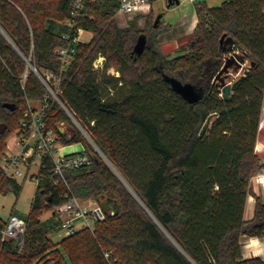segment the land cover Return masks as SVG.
I'll return each mask as SVG.
<instances>
[{
	"label": "trees",
	"instance_id": "16d2710c",
	"mask_svg": "<svg viewBox=\"0 0 264 264\" xmlns=\"http://www.w3.org/2000/svg\"><path fill=\"white\" fill-rule=\"evenodd\" d=\"M71 2L0 0L2 194L22 189L1 168L7 140L18 130L27 102L48 95L27 60L41 73L60 68L53 51L67 28L57 15L66 20ZM118 8L117 0L86 6L80 25L93 36L77 46L59 97L124 180L87 150L91 163L67 171L66 182L53 185L52 165L45 160L22 254L16 240H1L7 223L0 217L2 263L107 264L104 252L112 251L116 264H264L259 257L245 259L241 242L243 236H264V200L256 197L253 218H245L251 180L262 166L255 148L264 105V0L196 4L192 39L173 57L162 52L160 37L168 28L154 26L152 10L141 30L138 18L121 27ZM142 34L147 44L138 55L133 51ZM228 37L247 66L224 99L216 79L229 56ZM100 57L104 69L95 67ZM110 67L120 75H112ZM165 75L197 86L203 97L190 103ZM70 120L53 106L49 125L58 141L89 147L77 128L69 135L60 132L59 123ZM68 191L83 201L111 198L119 212L106 214L94 231L83 229L54 243L49 234L60 223L56 215L42 220L39 213L61 205Z\"/></svg>",
	"mask_w": 264,
	"mask_h": 264
},
{
	"label": "built area",
	"instance_id": "2783aa9c",
	"mask_svg": "<svg viewBox=\"0 0 264 264\" xmlns=\"http://www.w3.org/2000/svg\"><path fill=\"white\" fill-rule=\"evenodd\" d=\"M93 1L95 0H72L69 16L64 22L67 31L61 36L62 45L53 51L54 56L60 62L58 70H48L41 73L36 67H31L28 64L47 89L48 95L42 101L27 102V108L15 136L18 151H7L1 159L2 171L9 178L17 179L22 176L24 172L21 167L24 166L25 170L29 171L36 159L40 160V171L44 167V161L49 160L52 165L49 169L51 181L53 185H60L62 182H66L67 171L79 169L91 163L90 156L85 148L70 152L65 150L66 146L58 141V134L54 128L50 127L49 120L55 104H58L64 110L66 109L65 104L59 97L62 75L69 64L75 59L77 46L83 43L81 32L85 30L80 23L85 17L86 6ZM117 1L119 8L116 17H119V15L133 17L136 14L145 16L153 8L151 0ZM103 63L104 58L100 57L96 61L95 67H103ZM26 78L27 74H25L24 80ZM34 176L38 182V174ZM51 213L52 215H56L60 227L65 229V237L74 235L83 229L94 231L96 225L106 217V213L103 211L99 201H83L70 191L65 193L64 202L55 207ZM77 221L80 223L76 224L75 222ZM26 232V220L14 216L2 230L1 239L16 240L19 253L22 254ZM104 258L107 264H116L117 259L113 258L112 251H105Z\"/></svg>",
	"mask_w": 264,
	"mask_h": 264
},
{
	"label": "rangeland",
	"instance_id": "374dc122",
	"mask_svg": "<svg viewBox=\"0 0 264 264\" xmlns=\"http://www.w3.org/2000/svg\"><path fill=\"white\" fill-rule=\"evenodd\" d=\"M179 1H180L179 4H174L171 5L170 7H168L166 0H158L157 2H155L153 4V8L151 12L153 19L155 20L156 16L161 14L162 15L161 23L166 25L169 24L174 25L181 19L182 16H184L183 17L184 19L189 20L195 11L196 4L200 3L202 0H179ZM215 1H216L215 4L212 3V6L220 5L223 0H215ZM147 16L148 14L145 16L142 14H136L133 17H125L119 15V17L117 16V22L121 27H127L135 18H138V26L140 27L141 30H143L146 27ZM57 18H58L57 20L61 24H64L65 22L64 18L59 17V15H57ZM126 22L128 25L126 24ZM92 36L93 34L91 32H87V31L81 32V39L83 43L89 42ZM237 53L241 54V52H237ZM166 56L172 57L173 55L172 56L166 55ZM245 66H247V63H245ZM104 68L105 67H103V69ZM243 73H244V68L240 69L238 72H234L233 70H231L230 75H228V77L226 78L227 83L234 82ZM112 75L117 76L120 75V73L117 71L116 74H112ZM59 125L65 127L68 130H73L74 128H77L82 133L87 144H89L88 147V145L86 146L84 143H82L84 145V148L86 150H89L91 156L92 155L94 156V152H97V150L90 142L88 137L75 124L72 118L69 122H61L59 123ZM14 126L15 125H12V127ZM15 136H16V132H14L7 140L5 152L11 151L13 149L15 150V145H16ZM74 146L76 145L74 144ZM9 147L11 148V150ZM97 154L102 159H104L98 152ZM39 164H40V160L36 159L34 165H32L29 171L25 170L24 166L21 167L24 174L17 178L18 183L22 186V189L18 194L14 192H10L8 194L0 193V217L4 221V223H8L9 220L14 216L24 220H27L30 217L32 211L33 199L37 192V180L34 175L38 174L39 172ZM39 217L42 220L51 218L52 217L51 210H42L39 213ZM75 223L79 224L80 222L77 221ZM64 232H65L64 228L58 227L57 229L51 231L49 236L54 243H59L63 239ZM2 258H4V254L0 250V264H3ZM67 262L68 264H72L69 259Z\"/></svg>",
	"mask_w": 264,
	"mask_h": 264
},
{
	"label": "crops",
	"instance_id": "0c3cea01",
	"mask_svg": "<svg viewBox=\"0 0 264 264\" xmlns=\"http://www.w3.org/2000/svg\"><path fill=\"white\" fill-rule=\"evenodd\" d=\"M224 1L225 0H223L222 3ZM201 2L206 3L210 7H215L212 6V3L215 4L216 1L202 0ZM166 3L168 5V0H166ZM183 17L184 16H182L181 19L174 25H170V24L166 25L161 23L164 27L168 28V30L160 37V42H161L160 44L164 55H171V56L177 55L183 48L188 46L190 40L192 39L193 31L198 23L196 11H194L193 15L189 20L184 19ZM118 76L119 75H117L116 77ZM58 128L62 130L64 134L69 135L72 132V130H68L60 125H58ZM15 144H16L15 150L14 149L11 150V148L9 147L11 152L18 151L16 138H15ZM74 144L77 147L74 146ZM74 144H69V145L63 144V145L66 146L65 150L69 152L81 150L84 148V145L82 143H74ZM255 150H256V154L261 159L262 166L251 180V187L253 193L249 195L247 200V206L245 211V218L247 220L252 219L254 216L256 197H260L262 200H264V105H263L261 124L259 128ZM63 238H65V236H63ZM241 242H242V255L245 259L259 257L264 261V236L263 237L243 236Z\"/></svg>",
	"mask_w": 264,
	"mask_h": 264
},
{
	"label": "water",
	"instance_id": "95a60500",
	"mask_svg": "<svg viewBox=\"0 0 264 264\" xmlns=\"http://www.w3.org/2000/svg\"><path fill=\"white\" fill-rule=\"evenodd\" d=\"M179 3H180L179 0H168V6H171L173 4H179ZM161 18H162L161 14L156 16V19L154 22L155 27L159 25V23L161 22ZM223 39L224 38H222V41H224ZM224 43H225V45H229L228 47L224 46V50L226 52H229V56L225 59L224 65H223L221 71L219 72L216 80L219 82L222 97L224 99H229L232 90L236 87L239 80H236L233 83H227L226 78L228 77V75H230L231 70H233L234 72H238L240 69L244 68V71H245L246 61H245L243 54H239L237 52H234V39L232 37H228ZM146 44H147V36L145 34L140 35V37L137 40V43L135 44L133 52L137 53L138 55H141L145 50ZM28 64H29V66L33 67V65L30 62H28ZM109 72L112 74L116 73V71L113 67L109 68ZM245 74H246V72H245ZM165 80L171 85V87L175 91L180 93L190 103L198 102L204 95L203 90L199 89L197 86H195L191 83H183V82H181V81H179L173 77H169L166 75H165ZM65 110H66L67 114L75 122V124L79 127V129L88 137V139L93 144V146L95 147L97 152L108 162V164L121 177L119 172L115 169V167H113V165L105 157V155L102 153V151L97 147V145L93 142V140L90 138V136L83 129V127L79 124V122L74 117V115L67 108ZM210 120H211V117L208 119L207 123L203 127L201 134H200L201 136H203L205 134V132L208 130L209 125H210ZM5 128H6V125L1 124L0 125V133L4 132ZM60 132L63 133L62 130H60ZM122 180H124V179L122 178ZM100 205L106 214L110 213L111 215H116L119 212V205H118L117 201H115L111 198H105V199L101 200Z\"/></svg>",
	"mask_w": 264,
	"mask_h": 264
}]
</instances>
